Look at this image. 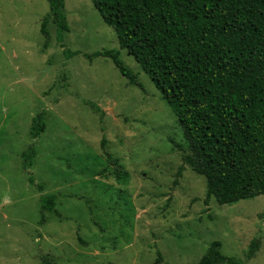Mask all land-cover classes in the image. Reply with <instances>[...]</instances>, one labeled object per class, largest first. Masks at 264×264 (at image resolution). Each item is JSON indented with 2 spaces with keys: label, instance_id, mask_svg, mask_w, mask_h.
Returning <instances> with one entry per match:
<instances>
[{
  "label": "rangeland",
  "instance_id": "1",
  "mask_svg": "<svg viewBox=\"0 0 264 264\" xmlns=\"http://www.w3.org/2000/svg\"><path fill=\"white\" fill-rule=\"evenodd\" d=\"M65 13L64 43L77 53L70 59L52 20L44 48L45 0H0V264H41L45 256L55 264H156L158 252L165 264H192L214 241L226 256L264 264V196L205 205L206 181L189 166L174 184L190 154L178 148L185 142L174 113L126 51L121 58L144 90L110 59L83 56L119 49L90 0H65ZM41 115L46 129L34 139ZM104 138L130 175L125 186L110 174ZM31 145L29 168L22 155ZM50 194L60 216L46 212L41 224V197Z\"/></svg>",
  "mask_w": 264,
  "mask_h": 264
},
{
  "label": "trees",
  "instance_id": "2",
  "mask_svg": "<svg viewBox=\"0 0 264 264\" xmlns=\"http://www.w3.org/2000/svg\"><path fill=\"white\" fill-rule=\"evenodd\" d=\"M49 15L40 33L49 45L48 24L56 26V41L70 52L64 34L70 32L65 0H45ZM103 22L117 36L119 49L83 56L93 62L110 59L130 85L144 90L121 58H134L154 83L172 110L184 135L180 150L190 151L183 159L174 184L185 166L206 181L205 205L214 199L220 206L264 196V0H90ZM91 108L104 116L93 103ZM45 115L35 119L31 136L37 139L46 129ZM110 174L120 185L130 175L116 158L105 151ZM37 150L31 145L23 153L24 166L31 168ZM34 179L29 183L34 185ZM42 191L43 187L38 186ZM57 196L41 197V224L45 213L59 215ZM262 237L254 238L247 250L254 259ZM41 264H55L45 256ZM156 264H165L158 252ZM192 264H244L226 256L222 243L214 241L201 259Z\"/></svg>",
  "mask_w": 264,
  "mask_h": 264
}]
</instances>
